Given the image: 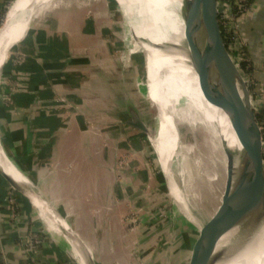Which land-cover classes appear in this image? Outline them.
<instances>
[{"label":"crops","instance_id":"1","mask_svg":"<svg viewBox=\"0 0 264 264\" xmlns=\"http://www.w3.org/2000/svg\"><path fill=\"white\" fill-rule=\"evenodd\" d=\"M14 1L0 0L1 27L3 12ZM253 4L238 37L252 77L264 87V0ZM80 11L52 2L17 44L18 60L4 65V75L11 72L18 88L9 103L7 87L0 89V145L27 183L19 184L56 217L59 231L43 221L40 204L0 178V263L89 264L88 256L93 264H134L136 255L145 264H166L148 245V232L128 223L144 188H154L156 179L147 132L128 124L136 112L150 128L151 107L139 83L147 80L142 58L129 51L130 43L123 42L126 51H121L115 34L108 40L109 29L99 28V33L93 18L80 17ZM132 37L139 46L134 26ZM118 51L125 53L124 61L118 60ZM65 63L85 70L69 74ZM68 94L79 107L57 100ZM71 115L80 130L74 123L58 135ZM28 230L41 241L35 252L21 240Z\"/></svg>","mask_w":264,"mask_h":264},{"label":"rangeland","instance_id":"2","mask_svg":"<svg viewBox=\"0 0 264 264\" xmlns=\"http://www.w3.org/2000/svg\"><path fill=\"white\" fill-rule=\"evenodd\" d=\"M119 1L123 11L128 13L129 7L123 1ZM53 2L55 4L60 2L62 5L66 4L82 10L79 16L92 17L99 33V28L109 29L108 40L113 36L112 34H115V42L122 45L121 51H126V46L123 43L126 42V44L130 43L127 46L129 51L141 56L143 61V72L141 71V74H146L147 80H141L139 83L144 87L142 94L151 107V123L147 136L148 139L154 138L159 124V108H157V102L153 94V76L146 69L148 54L142 28L136 27V34L140 39V45L138 46L132 37L133 26L129 25L118 8L111 9L109 7V0H54ZM17 44L10 46L5 67L11 64L12 58L18 60L17 48H19V45ZM116 56L118 60L120 58L121 61H124L126 55L118 51ZM78 65L75 64V68H71L73 66L71 63H65L64 70L69 74L78 73L81 70L77 67ZM10 74L12 75L11 72ZM10 74L6 75L1 81V86L7 87L6 89L15 85L11 82ZM57 100L71 108L79 107V103L70 98L69 94L67 96L59 95ZM171 109L180 131V139L176 140L170 169L181 191L183 204L174 197L163 167L158 162L157 150L153 146L154 144L148 141L152 146V167L156 177L154 188H144L145 195L136 201L138 203L128 223L130 225L134 224L133 227L137 226L138 230L142 229L144 232H148L149 235L145 236H149L148 240L150 241H146L145 244L148 242V245L154 246L156 248L155 252L158 251L156 254H161L160 256L166 264H181L185 256L184 253L197 236L199 228L216 213L221 204L225 185V171L215 145L213 132L203 112L199 111L189 99L184 97H181L178 102H174ZM70 112L73 111L70 110ZM74 123L76 126L77 122L74 116L71 115L65 118L62 122L63 128L62 130L59 128L58 135L63 130L65 132L69 131ZM76 130L79 131L80 126H76ZM150 193L152 194L150 195ZM146 201L148 202L143 204ZM137 253L140 254V249ZM206 257V254L203 253L198 262H192L194 257L192 259L186 257L183 262L184 264H204ZM133 263L145 264L143 259L140 256L136 257V255ZM219 264L224 263L220 262Z\"/></svg>","mask_w":264,"mask_h":264},{"label":"water","instance_id":"3","mask_svg":"<svg viewBox=\"0 0 264 264\" xmlns=\"http://www.w3.org/2000/svg\"><path fill=\"white\" fill-rule=\"evenodd\" d=\"M17 1L15 0L7 10L1 28H8L10 14ZM113 1L129 25L147 31H159L164 35L178 32L172 31L174 27L171 22L164 23L143 18L134 0H127L130 5L128 13L123 11L119 0ZM177 3L179 23L176 26L177 23L175 24L174 21V25L179 29L176 30L183 28L186 37L195 38L210 68L211 84L208 86L199 81L200 91L226 115L241 146L240 151L233 150L225 140L219 139L223 161L225 160V164L223 162L225 185L221 204L216 213L199 228L197 236L184 253V259L186 257L192 259L200 249H204L209 254L208 264H219L237 256L252 242L241 226L242 186L250 179L254 180L253 196L256 212L264 228V138L254 111L250 90L224 41L219 22L218 0H177ZM8 55L9 52L2 60L4 65ZM3 67H0L1 70ZM199 78L201 79L200 76ZM132 115L133 121L128 124L149 133L140 116L136 112ZM0 175L26 198L35 201L37 205L40 204L1 165ZM57 217L72 233L66 221L59 215ZM229 233L233 234V238L226 246L217 249L220 241ZM184 259L181 264H184ZM87 260L89 264H93L88 256Z\"/></svg>","mask_w":264,"mask_h":264},{"label":"bare ground","instance_id":"4","mask_svg":"<svg viewBox=\"0 0 264 264\" xmlns=\"http://www.w3.org/2000/svg\"><path fill=\"white\" fill-rule=\"evenodd\" d=\"M53 1L54 0L17 1L10 14L8 28H0V67L4 65L2 60L5 58L10 46L23 40L32 19L38 15H42L43 10ZM121 1L128 7L130 6L127 0ZM134 1V3L138 5V11L143 18L164 23L171 22L174 27L172 31H178L171 35H164L160 34L159 31H147L142 28L148 54L146 69H148L153 76V94L157 102V108H159V124L155 136L150 139V142L154 144L153 146H155L157 150L158 162L163 167V171L174 197L183 204L181 191L170 169V162L174 155L173 151L176 147V140L180 139V131L171 109L173 103L178 102L181 97H184L189 99L199 111L203 112L213 132L215 145L222 164L223 162L225 164V160L223 161L222 157L219 143L220 138L225 140L229 148L233 150L240 151L241 146L226 115L215 107L200 91L199 81H202L208 86L211 84L210 68L195 38L186 37L183 28H181V30H176L179 29L178 27L175 28L174 21L175 24L177 23L176 26L179 23L177 0ZM2 70L0 68V78ZM0 165L5 168L6 172L17 182L27 184L22 174L17 171L18 169L16 170L5 156L1 145ZM254 186L253 179L247 180L242 186L243 212L241 216V226L246 236L249 237L252 242L237 256L222 261L224 264H264V228L261 226L260 219L256 212L253 196ZM23 188L25 189V187ZM39 207L45 210L44 212H40L43 221L53 232L58 233L59 230L56 228L57 226H55V222H57L56 217H54L45 205L41 206L40 204ZM48 215L50 217H48ZM232 238V233L227 234L220 241L217 249L226 246ZM199 251L200 252L194 256L192 262H198L203 253H205L207 257L205 258L204 264H208V252H205L204 249H200Z\"/></svg>","mask_w":264,"mask_h":264},{"label":"built area","instance_id":"5","mask_svg":"<svg viewBox=\"0 0 264 264\" xmlns=\"http://www.w3.org/2000/svg\"><path fill=\"white\" fill-rule=\"evenodd\" d=\"M253 5V0H218V13L222 32L230 37L228 50L235 63L239 66L250 90L254 111L264 138V87L260 86L251 74H247L242 70L241 63L244 60L242 53L243 46L239 42L238 37L241 20L252 12ZM17 88L18 84L9 86L6 91V102L9 103L12 100V95ZM9 202L11 204L12 216H14L17 213L16 202L13 198L9 199ZM21 240L23 241V245L32 252H35L36 248L41 244L38 234L34 230H28L22 235Z\"/></svg>","mask_w":264,"mask_h":264},{"label":"trees","instance_id":"6","mask_svg":"<svg viewBox=\"0 0 264 264\" xmlns=\"http://www.w3.org/2000/svg\"><path fill=\"white\" fill-rule=\"evenodd\" d=\"M10 2L12 1V0H9ZM9 2V3H10ZM110 4H111V6H113V7H115V4H114V2L112 1V0H110ZM8 3V6H10V4ZM7 10H5L3 13H5ZM3 23V22H2ZM224 35V41H225V43H226V46H227V48H228V45H229V43L228 42H230V40H229V36H226L225 34H223ZM242 53H243V51H242ZM142 65V69H143V61H142V63H141ZM4 66V65H3ZM241 68H242V70L245 72V73H247V74H251L252 73V68H251V66H250V64H249V62L247 61V59L246 58H244V60L242 61V63H241ZM4 67H3V70H2V74H1V78H0V86H1V81H2V79L4 78ZM0 96H1V91H0ZM0 178L2 179V180H4L1 176H0ZM0 264H2V263H0Z\"/></svg>","mask_w":264,"mask_h":264}]
</instances>
